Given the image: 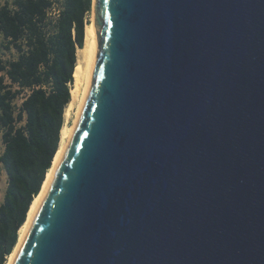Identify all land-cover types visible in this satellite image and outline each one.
<instances>
[{
  "label": "water",
  "instance_id": "1",
  "mask_svg": "<svg viewBox=\"0 0 264 264\" xmlns=\"http://www.w3.org/2000/svg\"><path fill=\"white\" fill-rule=\"evenodd\" d=\"M92 10V86L13 264H264V0Z\"/></svg>",
  "mask_w": 264,
  "mask_h": 264
},
{
  "label": "trees",
  "instance_id": "2",
  "mask_svg": "<svg viewBox=\"0 0 264 264\" xmlns=\"http://www.w3.org/2000/svg\"><path fill=\"white\" fill-rule=\"evenodd\" d=\"M92 6L93 0H63L53 19L51 0H0V37L6 50L18 53L15 60H0V165L7 176L0 205V264L14 252L59 150Z\"/></svg>",
  "mask_w": 264,
  "mask_h": 264
},
{
  "label": "bare ground",
  "instance_id": "3",
  "mask_svg": "<svg viewBox=\"0 0 264 264\" xmlns=\"http://www.w3.org/2000/svg\"><path fill=\"white\" fill-rule=\"evenodd\" d=\"M92 12H93L92 14L93 16L91 18V22L86 26V29H85L84 47L77 51V64H76V70L74 72V84L71 90V101L65 110L66 120L72 114H74V124L71 126L64 124L61 130L60 146L54 158L52 168L47 173L46 180L43 184L40 194L34 199L30 207L27 220L19 231L18 244L14 252L12 253V255L9 257L7 264H13L19 253L21 245L26 237V234L51 185V182L57 171L59 163L65 153V149L67 148L69 142L72 139L76 124L78 122L82 109L88 98V95H89V92L92 86V82H93V72H94V67L97 61L98 50H99L97 31L95 28V21H94V11L92 10Z\"/></svg>",
  "mask_w": 264,
  "mask_h": 264
},
{
  "label": "rangeland",
  "instance_id": "4",
  "mask_svg": "<svg viewBox=\"0 0 264 264\" xmlns=\"http://www.w3.org/2000/svg\"><path fill=\"white\" fill-rule=\"evenodd\" d=\"M6 0H2V3L5 2ZM93 12L89 16V21L91 22V18ZM18 57V53L14 49L6 50L5 49V42L4 40L0 37V60L3 62H8L11 60H15ZM73 86V85H72ZM71 86V88H72ZM23 101V97H21L19 100H17V105L20 106ZM65 124L68 126L74 124V114H72L67 120L65 119ZM4 150V144L2 142V138L0 135V156L2 155ZM6 189H7V176L5 172L3 171L1 165H0V205L2 204L5 194H6Z\"/></svg>",
  "mask_w": 264,
  "mask_h": 264
},
{
  "label": "built area",
  "instance_id": "5",
  "mask_svg": "<svg viewBox=\"0 0 264 264\" xmlns=\"http://www.w3.org/2000/svg\"><path fill=\"white\" fill-rule=\"evenodd\" d=\"M52 1V7L49 10V16L50 18L56 19L61 10V3L63 0H51Z\"/></svg>",
  "mask_w": 264,
  "mask_h": 264
}]
</instances>
